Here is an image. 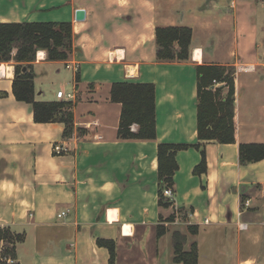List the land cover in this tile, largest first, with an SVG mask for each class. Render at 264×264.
I'll return each mask as SVG.
<instances>
[{"label": "crops", "instance_id": "crops-1", "mask_svg": "<svg viewBox=\"0 0 264 264\" xmlns=\"http://www.w3.org/2000/svg\"><path fill=\"white\" fill-rule=\"evenodd\" d=\"M176 1L165 8L160 0H0V22L71 21L75 34L69 60L51 61L39 50L33 62L37 100L75 91L71 137L63 122L35 120L32 106L13 92L15 66L0 62V227L24 234L17 263L132 264L127 253L139 249L142 264H176L172 234L180 230L187 249L197 242L198 264H264V159H239L240 144L264 142V88L249 89L264 83V34L255 39L264 26L253 23L255 0H230L227 15L221 0H181L179 11L170 8ZM213 20L232 22L227 52L206 50L197 34L196 26L206 31ZM167 25L193 29L189 59L158 60L156 28ZM199 64L236 67V142L179 150L173 198L162 206L159 144L199 142ZM119 81L155 84L156 139L119 137L122 104L111 99ZM55 144L67 150L56 154ZM202 148L207 169L195 174ZM175 209L181 215L165 220ZM159 225L167 228L161 236ZM100 238L116 241L114 263Z\"/></svg>", "mask_w": 264, "mask_h": 264}, {"label": "trees", "instance_id": "trees-1", "mask_svg": "<svg viewBox=\"0 0 264 264\" xmlns=\"http://www.w3.org/2000/svg\"><path fill=\"white\" fill-rule=\"evenodd\" d=\"M74 29L71 21H22L0 22V62H13L15 78L13 92L18 101L32 106L37 122L60 121L65 125L64 136L71 137L75 130L72 101H39L36 99L33 62L39 50H46L51 61L69 60L74 51ZM193 29L185 25L157 26L156 42L159 61H182L191 55ZM15 51V52H14ZM26 68V69H24ZM197 109L198 139L197 144L165 143L159 144V177L161 180L160 205L169 206L164 196V188L171 187L179 169L177 153L179 150L196 146L201 148L206 141L220 143L236 142L235 111V75L234 65L199 64L197 66ZM214 80L223 82L215 87ZM225 87L228 88L224 93ZM111 99L122 104L119 137L122 139L150 140L157 137L156 86L151 82L119 81L111 89ZM137 124L138 128L133 129ZM239 159L242 164L264 159V142L240 144ZM207 169L206 154L202 148V160L195 167V174ZM191 232L196 229L191 227ZM167 228L158 227V236ZM174 262L176 264H198L199 248L193 242L186 248L188 235L180 230L172 234ZM24 239V234L14 233L8 227H0V264H19L16 259V244ZM98 244L110 250L111 262L117 255V244L113 239H98Z\"/></svg>", "mask_w": 264, "mask_h": 264}, {"label": "rangeland", "instance_id": "rangeland-1", "mask_svg": "<svg viewBox=\"0 0 264 264\" xmlns=\"http://www.w3.org/2000/svg\"><path fill=\"white\" fill-rule=\"evenodd\" d=\"M195 2H199V0H193ZM223 2V4H225V9H224V14L227 15L229 14V11L227 9H229V5H230V0H221ZM160 2L162 3L161 5L165 8H167V0H160ZM251 2V1H250ZM228 3V4H227ZM258 3V6H257ZM165 4V5H164ZM208 4H211V0H208ZM191 5V1L189 2V6ZM170 8L172 10L175 11H179L181 9V0H177L176 4H172L170 5ZM162 10V9H161ZM205 15V11L203 13ZM254 16H253V20L256 25V27L260 26H264V0H255V4H254ZM252 20V18H250ZM252 20V21H253ZM213 22L215 23V25L206 30L203 29V27L200 26H196V31L197 34L199 36V38L201 40H204V43L206 44L205 49L209 50L208 47L212 48L214 45V50L215 52H219V53H223V52H227V49H232V47L234 46V40L231 37V32L233 30V25L232 22H227L225 24V26L221 27L220 25H218L217 22H215L213 20ZM258 34H256L255 39L256 41L258 40L259 42H262V35L264 34V29L261 30V28L258 29ZM242 40V39H241ZM213 43V44H212ZM212 46V47H211ZM211 50V49H210ZM251 50V49H250ZM13 65L14 63L11 62ZM15 66V65H14ZM245 75L242 74V81L243 79H245L244 77ZM223 82H218L217 80H214V86L215 87H219V86H223ZM225 85V84H224ZM226 90H228L227 87H225ZM264 88V83H256L252 88L250 87L249 89L258 93L259 89H263ZM65 90H67L68 88L64 87ZM227 92V91H226ZM225 92V93H226ZM181 209H175V211L173 212V214L165 219L167 221H172L174 219V217H176L177 215H181ZM128 245V242L124 244V246ZM138 249V248H137ZM139 250V249H138ZM135 250V249H131V253H127L129 254V256H131L134 259V262L132 264H142L141 263V256L139 254V251ZM9 262V261H8ZM10 264H13V262H9ZM124 264H131V262L129 263H124Z\"/></svg>", "mask_w": 264, "mask_h": 264}, {"label": "built area", "instance_id": "built-area-1", "mask_svg": "<svg viewBox=\"0 0 264 264\" xmlns=\"http://www.w3.org/2000/svg\"><path fill=\"white\" fill-rule=\"evenodd\" d=\"M70 67V64L68 65ZM252 66L251 65H243L241 68L242 69H248V68H251ZM3 76L2 73H0V78ZM57 97L58 98H61L62 100H67V101H73L75 100L76 98V94H75V91H70V92H64L63 90H60L57 92ZM67 150V148L64 146V145H61V144H55L54 146V151L56 154H62L63 152H65ZM164 196L167 197L169 200L173 198V189L171 187H166L164 188ZM66 215V211H63L61 213H59V217L61 216H64ZM246 224H243V228H246ZM9 262H14L13 259H9L8 260Z\"/></svg>", "mask_w": 264, "mask_h": 264}, {"label": "water", "instance_id": "water-1", "mask_svg": "<svg viewBox=\"0 0 264 264\" xmlns=\"http://www.w3.org/2000/svg\"><path fill=\"white\" fill-rule=\"evenodd\" d=\"M85 17H86V11L84 9L79 8V9L76 10V19L78 21L84 20ZM24 69H26V68H24Z\"/></svg>", "mask_w": 264, "mask_h": 264}, {"label": "bare ground", "instance_id": "bare-ground-1", "mask_svg": "<svg viewBox=\"0 0 264 264\" xmlns=\"http://www.w3.org/2000/svg\"><path fill=\"white\" fill-rule=\"evenodd\" d=\"M40 54H42V53H39V55H40ZM196 57H199V58L201 57V55H200V51H197V52H196ZM131 74H133V72H131Z\"/></svg>", "mask_w": 264, "mask_h": 264}]
</instances>
